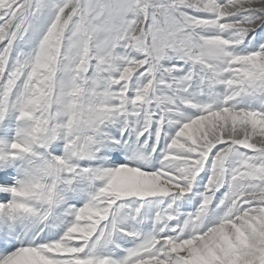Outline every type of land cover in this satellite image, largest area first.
<instances>
[{"label":"snow or ice","instance_id":"6c2138e0","mask_svg":"<svg viewBox=\"0 0 264 264\" xmlns=\"http://www.w3.org/2000/svg\"><path fill=\"white\" fill-rule=\"evenodd\" d=\"M0 264H264V0H0Z\"/></svg>","mask_w":264,"mask_h":264}]
</instances>
